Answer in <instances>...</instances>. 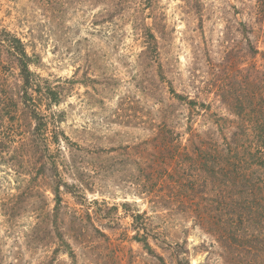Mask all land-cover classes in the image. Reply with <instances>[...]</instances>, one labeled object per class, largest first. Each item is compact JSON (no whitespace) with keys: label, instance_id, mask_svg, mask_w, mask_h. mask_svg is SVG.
Here are the masks:
<instances>
[{"label":"rangeland","instance_id":"374dc122","mask_svg":"<svg viewBox=\"0 0 264 264\" xmlns=\"http://www.w3.org/2000/svg\"><path fill=\"white\" fill-rule=\"evenodd\" d=\"M0 43V264H264V0H0Z\"/></svg>","mask_w":264,"mask_h":264},{"label":"trees","instance_id":"16d2710c","mask_svg":"<svg viewBox=\"0 0 264 264\" xmlns=\"http://www.w3.org/2000/svg\"><path fill=\"white\" fill-rule=\"evenodd\" d=\"M1 43H4V45L2 47H5V49H7L8 51H10V52L13 51L15 53V55L17 56L18 62H19L20 76L24 80L25 84L29 85V78L32 76V74L29 72L28 62H27L28 59H27V57H26V55L24 53L21 41L19 39H16V38H13V37H10V36H8V37L5 36V39H3L1 41ZM25 96H26V94H25ZM54 101L56 102V98L54 99ZM32 116L34 118H38L37 112L32 111ZM38 119H39V124L35 128V131H36L35 133H36V135L39 136V139H40L41 135H42V131H43V128H42L43 127V122H42V120L40 118H38ZM44 143L46 145V142H44ZM45 145L43 144L44 148L47 149V147ZM200 150L201 149H198V151H197L198 154L203 155L204 153L202 151H200ZM206 159L207 158L205 157L204 164H203L204 167H206L205 166V162H207ZM54 194H55V197H56V205H57L56 209H57L59 207V205H60V202H61V199H60V196H59V188L58 187H56V189L54 190ZM60 241L62 243L63 248L67 249L69 247L68 244L63 240V237H61V234H60ZM239 261H242L241 264H246V262H243V260L241 258H240ZM184 264H186V263H184Z\"/></svg>","mask_w":264,"mask_h":264}]
</instances>
